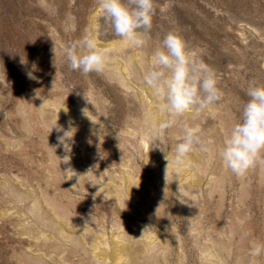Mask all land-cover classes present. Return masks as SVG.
<instances>
[{
  "label": "rangeland",
  "instance_id": "1",
  "mask_svg": "<svg viewBox=\"0 0 264 264\" xmlns=\"http://www.w3.org/2000/svg\"><path fill=\"white\" fill-rule=\"evenodd\" d=\"M154 6L146 45L134 48L96 0H0V264H248L252 243L264 242V164L237 177L218 154L246 89L264 84V0ZM85 28L106 53L102 74L67 65L64 48ZM169 30L223 92L160 134L169 159L184 123L213 142L179 168L154 146L166 117L142 79ZM56 121L72 129L70 151Z\"/></svg>",
  "mask_w": 264,
  "mask_h": 264
},
{
  "label": "clouds",
  "instance_id": "2",
  "mask_svg": "<svg viewBox=\"0 0 264 264\" xmlns=\"http://www.w3.org/2000/svg\"><path fill=\"white\" fill-rule=\"evenodd\" d=\"M96 4L101 18L115 36L134 48L146 45L144 37L152 28L154 0H96ZM52 50L54 52V46ZM64 56L69 69L83 75L102 74L106 68V53L88 28L83 30L78 39L65 46ZM21 63H25V60L21 59ZM34 71L35 66L27 73L29 79H37ZM142 79L166 117L152 129L155 147H159L156 146L157 141L158 144L163 143L160 134L173 127L178 118L189 112L199 114L223 97L215 70L189 49L187 42L176 30H169L154 48ZM245 94L248 99L242 105L239 118L232 124L218 149L224 167L237 177L243 176L257 163L264 164V84L250 83ZM36 95L40 97L37 93ZM83 112L86 115L85 109ZM54 127L57 132H63L58 140L70 151V146L65 141L73 136H69L72 129L65 131L57 125V121L52 129ZM211 144L212 141L202 138L199 127L184 123L182 135L178 137L174 147V157L169 159L165 148H159L165 153L168 165L175 164L179 168L190 153L197 150L207 153ZM166 177L167 168L165 180ZM183 195V188L179 184L176 197L181 203H184L181 199ZM157 210L158 208L156 216L160 217ZM248 255V264H257L258 258L264 255V242L252 243Z\"/></svg>",
  "mask_w": 264,
  "mask_h": 264
}]
</instances>
